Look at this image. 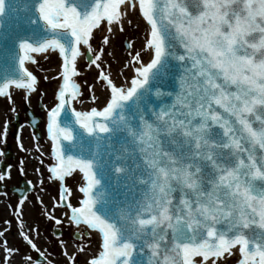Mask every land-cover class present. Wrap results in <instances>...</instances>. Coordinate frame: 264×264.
I'll return each mask as SVG.
<instances>
[{
	"label": "snow or ice",
	"instance_id": "6c2138e0",
	"mask_svg": "<svg viewBox=\"0 0 264 264\" xmlns=\"http://www.w3.org/2000/svg\"><path fill=\"white\" fill-rule=\"evenodd\" d=\"M130 10L149 26L152 58L132 56L125 87L102 67L109 36L98 50L91 41L102 23L123 31ZM12 13L26 32L8 30ZM9 37L13 64L10 72L0 65V96L11 99L10 85L35 91L25 67L33 53L62 57L47 124L56 161L49 172L58 181L82 174L83 198L74 206L62 187L43 211L60 224L53 210L70 209L69 222L86 226L75 239L99 234L101 250L88 264H217L234 249L237 264H264V0H0V48ZM81 57L110 90L102 110L71 107L82 94L74 79ZM7 133L5 121L0 136ZM23 229L21 221L22 240L39 254L24 260L42 264ZM3 246L6 260L19 251Z\"/></svg>",
	"mask_w": 264,
	"mask_h": 264
},
{
	"label": "rangeland",
	"instance_id": "374dc122",
	"mask_svg": "<svg viewBox=\"0 0 264 264\" xmlns=\"http://www.w3.org/2000/svg\"><path fill=\"white\" fill-rule=\"evenodd\" d=\"M127 19H131L132 23H124L123 31L114 28L112 33H108L106 28L99 31L91 41L93 49L98 50L101 46L102 37L109 36V43L103 45L102 67L118 86L124 85L125 87H128L131 71L134 70L133 65L129 63L132 56L139 52L142 62L145 63L150 52V48L146 47L147 33L144 25L139 21L138 14L131 10L129 16L126 17ZM129 43L131 48L126 46ZM109 52L112 55H108ZM42 54L44 56L36 59L34 63L27 62V68L39 81L34 94L28 95L23 89L15 88L10 91L11 99H9V96H0V133L4 131L5 121L11 125V122L15 120V115H18L23 124L21 137L18 141L13 140L12 137H6V139L0 137V153H3L0 155V163L4 161L3 155L6 144L11 145L12 151L16 155V159L12 163L15 171L8 179L0 181V184L3 183L7 188L18 186L20 184L19 176L21 175L34 186V191L27 196L22 207L19 206L20 200L8 190L5 191L6 195L0 196V232H3V235H0V264H27L24 260L25 255L31 256L33 259H36L39 255L32 251L22 240L20 234L21 221L24 225V232L34 238V242L44 253V256L40 257V259H44L42 264H49V261L51 264H88L89 259L87 256L92 257L99 249L98 238L91 233L88 237L76 241L74 234L78 232V228L74 227L69 222L68 216L65 215V213L70 215V209L68 208L58 207L53 210V215L61 221L60 224L48 219L43 211V209H50L59 200L63 185L70 190L68 202L74 206L79 205L82 197L77 193L81 185L78 174H73L63 181H58L49 172V168L55 165V161L49 145L48 134L41 130L44 139L37 142L35 133L28 126V118L26 117L28 110L40 115L45 123L46 119H49L50 110L58 103V87L62 82V78L55 76V73L59 69V59L51 54ZM33 55L40 56V54ZM126 64L127 67H125ZM78 72L77 83L80 84L82 94L79 99L74 101V107L79 110L87 107L90 109L89 111L93 108L103 109L102 105L105 103L109 89L106 87L105 82L98 78L100 69H97L95 65H90L86 60L79 67ZM40 105L44 107V112L39 111ZM13 108H15V112L11 110ZM20 144L24 145L25 150H21ZM21 168L23 173L20 171ZM37 197L43 201L42 204ZM18 208L20 215H17ZM6 221L7 223H5ZM55 229L64 230L69 234H66V236L57 235L54 232ZM5 240L8 248L19 249V253L13 252L7 262H4L6 253L3 242ZM60 241L65 243L61 245ZM69 244L75 247L73 253L75 255L70 256L74 259H70L64 254ZM78 247H84V252L78 251ZM217 264H237V258L227 256L226 259L218 260Z\"/></svg>",
	"mask_w": 264,
	"mask_h": 264
},
{
	"label": "water",
	"instance_id": "95a60500",
	"mask_svg": "<svg viewBox=\"0 0 264 264\" xmlns=\"http://www.w3.org/2000/svg\"><path fill=\"white\" fill-rule=\"evenodd\" d=\"M18 6L19 5H17V7ZM17 15H18L17 13H12L6 21L8 30L12 34H15L16 32H18L20 30H23L25 32L27 31V27L23 23L22 20L19 22V28H17ZM19 15L22 17L23 13H19ZM3 44H4L3 48H0V65H3L2 70L4 72H10L9 66L13 64V60L11 57V52H12V47H13L12 42H11V37H9L8 40L4 41ZM10 78H18V77H16L15 75L7 76V79H10ZM2 82H6V79L0 80V83H2ZM12 86H14V85H10V87H12ZM77 99H79V97ZM71 107L73 108V101L71 102ZM40 110L43 111L44 110L43 107H40ZM27 116L29 118V126L31 127V129L33 131L36 132V137H35L36 140L39 142L42 141L43 137H42V134L40 131V127L42 125L41 118L36 116L32 111H28ZM62 118H63V113H62ZM14 125H15L14 138L17 139V136L20 137V132L22 129V126L19 122V119H17V121L14 123ZM5 158L8 160H14V155L9 148L7 149V151L5 153ZM1 167H2L4 175H6L7 172L9 171V168H10L9 165L4 162V163H2ZM33 189L34 188H33V185L31 183L22 179L19 188H13L12 192L15 195H17L21 200H24L26 198V196L33 191Z\"/></svg>",
	"mask_w": 264,
	"mask_h": 264
},
{
	"label": "bare ground",
	"instance_id": "6f19581e",
	"mask_svg": "<svg viewBox=\"0 0 264 264\" xmlns=\"http://www.w3.org/2000/svg\"><path fill=\"white\" fill-rule=\"evenodd\" d=\"M130 11H131V10H130ZM134 11L138 14L139 21H140V23H141L142 25H144L145 30H146V33L148 34L149 26L147 25L146 21L143 20L142 16L139 14L138 11H136V10H134ZM129 14H130V13H129ZM125 20H126V17H125ZM114 28H115V26H114ZM105 29H106V27H105V23H102L101 26H100L98 29H95V30H94L93 37H95V36L99 33V31H103V30H105ZM82 50H83V49H82ZM45 54H49V55L51 54L52 56H56V57L59 59V63H60V64H59V69H58L57 72L55 73V76H60L59 73H60V71L62 70V69H61L62 61H61V58H60V56H59L58 51H51V50H50L49 52H46ZM32 56H33V60L35 61L36 59H38V58H40V57H43L44 54H40V56H37V55H33V54H32ZM151 58H152V50L150 49L149 57H148V59L146 60L145 63L149 62ZM85 62H86V59H84L83 57L78 58V61H77V68H78V70H79V67H80L83 63H85ZM29 71H30V70H29ZM134 75H135V72H134V70H132V71H131L130 79H131ZM34 76H35V75H34ZM36 78H37V77H36ZM74 79H75V81L77 82V76L74 77ZM130 79H129V85H128V86H130ZM38 83H39V81H38V79H37V84H36V86H35V89L37 88ZM11 91H12V90H11ZM23 91L26 92V93H28V92H27L26 90H24V89H23ZM108 91H109L108 96H107V98L105 99V103L102 105V107H104V106L106 105V103H107V101H108V99H109V96H110V90H108ZM33 94H34V91L28 93V95H33ZM5 96L7 97V95H5ZM89 110H90V109H88L87 107H85V108L80 109L79 112H89ZM48 122H49V119H46L45 123H44V121H43V123H42V129H41L42 131L44 130L47 134H48V131H47V124H48ZM48 141H49V145H50V147L52 148V142L50 141L49 137H48ZM79 177H80V180H81V185L79 186V188H80V187L83 185V180H82V175H81V174L79 175ZM79 188H78V190H77V193L83 198V194L79 191ZM85 227H86L85 225H80V226L78 227V228H79V231H81V229H83V228H85ZM89 231H90V233H93V235H95V236L98 238V242H99V249L97 250V252H95V255H93L92 257L87 256V258H88L89 261H90L92 258H95V257L98 255V252L101 250L100 245H101L102 241H101V239H100L98 233H96V232L93 231V230H89ZM66 251H67L70 255H72V254L75 252V248L72 247V245L69 244V246L66 247ZM234 254H235V256H237V259H238L239 254H238V252H236V250H234ZM13 264H17V263H13Z\"/></svg>",
	"mask_w": 264,
	"mask_h": 264
},
{
	"label": "flooded vegetation",
	"instance_id": "af4514ba",
	"mask_svg": "<svg viewBox=\"0 0 264 264\" xmlns=\"http://www.w3.org/2000/svg\"><path fill=\"white\" fill-rule=\"evenodd\" d=\"M18 117V115H15V119ZM19 118V117H18ZM20 119V118H19ZM21 120V119H20ZM21 123H22V120H21ZM8 124V123H7ZM12 134H13V127H12V122H11V125L10 124H8V133H7V137L9 138V137H12ZM1 137V136H0ZM12 139H13V137H12ZM4 141H5V139H4ZM7 147H11V145L10 144H6V148ZM12 148V147H11ZM16 157V156H15ZM11 168H10V171H9V173L6 175V176H4L5 178V180L6 179H8V177L9 176H11V174L15 171V169H14V167L12 166V164H11V166H10ZM0 174L1 175H3V173H2V171H1V167H0ZM20 177V179L22 178V176L20 175L19 176ZM1 185H3V183H1L0 184V186ZM12 187H15V186H11V187H5L4 185H3V189H2V193H5V191L6 190H8L10 193H11V188ZM68 189V188H67ZM69 190V189H68ZM60 193H61V191H60ZM71 193V192H70ZM12 194V193H11ZM61 219H63V218H61ZM63 232H62V236H66V234H69L68 232H65L64 230H62ZM33 251V250H32ZM35 252V251H34ZM16 253H19V251L18 252H16ZM4 262H7V260L5 259L4 260Z\"/></svg>",
	"mask_w": 264,
	"mask_h": 264
}]
</instances>
